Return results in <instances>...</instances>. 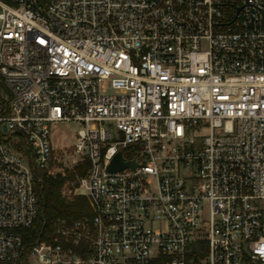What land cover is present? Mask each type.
I'll use <instances>...</instances> for the list:
<instances>
[{"label":"built area","instance_id":"1","mask_svg":"<svg viewBox=\"0 0 264 264\" xmlns=\"http://www.w3.org/2000/svg\"><path fill=\"white\" fill-rule=\"evenodd\" d=\"M70 121L92 215L27 243ZM0 264H264V0H0Z\"/></svg>","mask_w":264,"mask_h":264},{"label":"trees","instance_id":"2","mask_svg":"<svg viewBox=\"0 0 264 264\" xmlns=\"http://www.w3.org/2000/svg\"><path fill=\"white\" fill-rule=\"evenodd\" d=\"M89 165V159L85 158L84 161L79 162L72 170H67L65 173L49 175L44 171L40 174H38V170L35 171V190L39 198V213L30 228L21 230L27 243L44 233H49L55 218L65 217L74 220L92 215L85 195L79 194L69 200L63 192L67 182L87 175Z\"/></svg>","mask_w":264,"mask_h":264},{"label":"rangeland","instance_id":"3","mask_svg":"<svg viewBox=\"0 0 264 264\" xmlns=\"http://www.w3.org/2000/svg\"><path fill=\"white\" fill-rule=\"evenodd\" d=\"M84 126L85 125L83 123L75 121L57 122L56 124H53L51 126V136L56 153V161H54V163L50 167V170L53 172L52 174L56 175L59 173H65L67 172V170H72L76 166L75 162L84 161L81 154H75L74 156H71V154L73 153L72 148L76 143L77 133ZM4 135L5 137L9 136V134ZM7 143L11 148V151L15 153L14 149L17 150V154L22 158L24 164L30 166L27 147L24 145L23 139L21 140L18 137H14ZM42 172L43 170H38V174ZM44 172L51 175L48 171ZM65 187L66 188L64 190V194L69 200L73 199V197L79 194H88L84 188H78V190L75 191V188L77 187V180L67 182L65 184ZM31 250L32 247L27 248V252L24 257L25 260L30 258Z\"/></svg>","mask_w":264,"mask_h":264},{"label":"water","instance_id":"4","mask_svg":"<svg viewBox=\"0 0 264 264\" xmlns=\"http://www.w3.org/2000/svg\"><path fill=\"white\" fill-rule=\"evenodd\" d=\"M4 130H6V127H4ZM136 167H137L136 161L127 160L124 157L123 152L120 151L112 159L111 163L108 166V171L117 172V171H123L127 168L136 169Z\"/></svg>","mask_w":264,"mask_h":264}]
</instances>
